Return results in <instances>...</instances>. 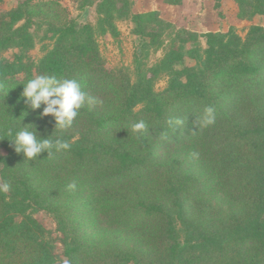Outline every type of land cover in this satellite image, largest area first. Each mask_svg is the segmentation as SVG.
Masks as SVG:
<instances>
[{
    "label": "trees",
    "instance_id": "trees-1",
    "mask_svg": "<svg viewBox=\"0 0 264 264\" xmlns=\"http://www.w3.org/2000/svg\"><path fill=\"white\" fill-rule=\"evenodd\" d=\"M16 1L0 13V52L16 50L12 59L0 57V183L11 186L9 193H0V264H55V237L33 216L38 210L53 215L70 264H264V86L258 87L264 81V26L252 22L264 15V0H232L236 18L252 22L244 35L233 25L203 33L178 27L157 10L134 11L133 0H72L81 9L94 6L95 23L49 21L39 40L41 27L35 26L30 0ZM210 1L221 17L222 0ZM122 20L132 23L140 51L134 55L133 77L113 76L105 82L112 96L104 101L84 85L92 87L89 77L101 73L97 37L118 36L117 22ZM45 40L49 43H42L40 57L28 54ZM158 50L162 56L148 66L144 59ZM41 74L76 80L97 103L85 105L71 128L54 129L51 116H39L42 110L32 116L23 109L20 84ZM162 78L166 86L157 91ZM232 86L236 94H247L243 105L191 141L194 154L186 166L154 164L150 153L140 148L146 131L166 127L162 122L168 114H202L210 105L216 110ZM139 121L147 130L137 136L136 149L127 139L101 135L108 122L131 130ZM28 124L40 138H61L70 148L26 160L14 151L7 131L31 128ZM56 159L79 167L62 187L21 167ZM82 180L125 181L112 194L87 195L86 205L105 214L110 225L143 229L124 236L119 229L91 240L89 230L75 224L66 201L67 185L76 181L80 187ZM202 192L226 193L238 208L219 216L210 204H199L200 199L195 206L193 200Z\"/></svg>",
    "mask_w": 264,
    "mask_h": 264
},
{
    "label": "rangeland",
    "instance_id": "rangeland-1",
    "mask_svg": "<svg viewBox=\"0 0 264 264\" xmlns=\"http://www.w3.org/2000/svg\"><path fill=\"white\" fill-rule=\"evenodd\" d=\"M134 1L135 7L133 9L139 10L149 7L158 8L162 16L166 19L172 20L176 26H189L199 33L209 30L222 31L226 30L228 26L233 25L238 33L244 35L247 28L249 27V24L252 23L250 21L237 19L232 3L228 1L224 2L221 6L223 13V16L221 17L216 14L214 9H211V6L207 4V0L201 4H205L202 6V8L198 9V7L195 6L193 10L186 15H182L181 13L184 10V7L182 9L176 7L167 10V8L161 7L159 0H148L147 2L146 0ZM15 5H17L16 0H0V13L8 11ZM28 7L31 10L32 17L36 24L35 26L40 25L41 27L40 29H37V39L43 34L44 30L47 28V22L49 21L60 23L67 19H73L77 23H95L96 19L94 6L81 9L72 0H30ZM190 10L191 5L188 11ZM253 22L264 26V17L257 16L253 19ZM117 28L119 31L118 36L105 33L97 37V49L102 58L101 73L94 74V76L89 77L92 87L88 86L87 84L84 85L85 90L90 92V95L96 94L99 99L104 101L112 96L111 88H105V82L109 81L113 76H118V79H121V77L124 75L133 77L134 55L140 51V40L131 31L132 23L127 20L118 21ZM200 42L202 47H205L204 38H201ZM42 43H49V41H38L35 47L31 49L28 54L34 58L40 57L43 54ZM15 51V49L2 51L0 52V57L12 59ZM162 53L163 52L161 50L155 52L151 51L144 61L147 62V65L149 66L155 60L160 58ZM185 63L192 64V62L188 59L185 60ZM165 86V79L162 78L156 82L155 88L158 91L162 90ZM263 86L264 81L258 85L260 89ZM235 89L236 87L233 86L226 88V90L231 91V93L224 97L220 107L216 109L215 123L216 121H223L226 116H229L232 113L238 112L239 108L243 105L242 99L244 100L245 97H247V94H236L234 92ZM254 91L256 94L257 90ZM42 107L39 110H42ZM23 109L25 111H31L27 109V106H25ZM1 110L2 108L0 106V114ZM34 114L35 113L32 111V116H34ZM201 116L202 114L196 113L194 115H181L180 117L177 114L171 112L166 116L168 120L162 122L166 125V127L158 125V127H155L154 130L146 131L144 145L140 148L150 153V157L153 158L154 164L159 165L158 163H163L166 161L167 163H170L172 168L177 167L179 164L186 166L188 161L192 160L191 157L194 154L192 151L193 145H191V141L198 139V136L200 135L205 136L207 133L212 131V126H216L211 125L208 127H203L200 124ZM170 120L173 121L172 124H169ZM175 121H181L183 123L178 124L175 123ZM105 125L106 126L101 129L102 136H118L117 138L119 139H127L128 143H131L132 148L136 149V147H138L137 142L139 143V140L137 135L133 133L127 126L114 124L113 122H108ZM125 131L128 134L127 136L124 133ZM136 140L138 141L136 142ZM3 152V149L0 148V153ZM21 167H24L25 170H29L32 174H34V176L41 177L49 185L59 187H62L65 184L64 179L72 174L73 168H79L76 164L60 161L58 159L50 161L49 164L38 165L34 163H22ZM161 169L162 168H159V171ZM82 181L85 183L80 184V187H76L75 190L69 191L66 201H68L73 208V218L75 224H77L80 228H86L89 230L91 240L93 239V236L94 238H101L103 237V234H107V232H110L111 234L112 232H116L119 229H122V234H120L121 236H124L127 232L131 233L135 230L143 229L142 226L133 227L131 225H110L105 214L98 211L97 208L92 209V207L89 208L86 205L88 200L85 197H87V195H94V193L97 192L101 193L102 195L112 194L117 192L116 190L125 181H110L104 184L102 182L89 184L85 180ZM49 185H46L48 189L50 187ZM202 193L203 194L200 193L195 196V199L193 200V204L195 206H198L197 199H200L199 204H203L205 206L210 204L213 208V211L218 213L219 216L228 215L234 208H238L236 202L231 201L226 193ZM85 211L89 212V215H86ZM205 211L208 210L205 209ZM33 216L46 229L52 231V235L55 237V264H65L67 258L63 254V245L60 241L62 235L55 230L56 221L53 215L45 210H38L34 212ZM68 264L70 263L68 262Z\"/></svg>",
    "mask_w": 264,
    "mask_h": 264
},
{
    "label": "clouds",
    "instance_id": "clouds-1",
    "mask_svg": "<svg viewBox=\"0 0 264 264\" xmlns=\"http://www.w3.org/2000/svg\"><path fill=\"white\" fill-rule=\"evenodd\" d=\"M20 85H23L21 97L27 109L35 112L43 106L39 116H51L55 122L54 129L60 132H64L73 126L74 121L85 105L91 107L97 103L94 97L82 91L80 83L76 80L59 78L54 74L37 75ZM0 87L3 86L0 85ZM23 114L26 115L27 112ZM215 120L216 110L214 106H206L203 109L200 124L203 127H208L213 125ZM172 123L173 121L170 120L169 124ZM175 123L183 122L175 121ZM28 125H31V128L21 127L18 130L9 128L7 131V136L11 137L8 140L11 142L14 151L17 154L22 153L26 160L33 161L44 152H47L50 156L53 150L61 151L70 148V144L61 138L49 139L48 137L51 135L40 138L36 133L35 126ZM146 130L147 125L144 121L136 122L131 126V131L137 136H140ZM76 187V181H72L67 185V190L73 191ZM10 190L9 183H0V193L7 194ZM65 264H68V261H65Z\"/></svg>",
    "mask_w": 264,
    "mask_h": 264
},
{
    "label": "crops",
    "instance_id": "crops-1",
    "mask_svg": "<svg viewBox=\"0 0 264 264\" xmlns=\"http://www.w3.org/2000/svg\"><path fill=\"white\" fill-rule=\"evenodd\" d=\"M145 1V0H144ZM148 0H146V2H147ZM160 1V3H161V7H165V8H167V10H170L171 8H176V7H178V8H180V9H182L183 7H184V10L181 12L182 13V15H186V14H188V13H190L192 10H193V8L195 7V6H197L198 7V5L200 6L202 3H200V2H198L197 0H175L176 2H171L170 0H159ZM205 0H203V2H204ZM208 1V5H210L211 6V4H210V0H207ZM226 1H228V2H231L232 3V5H233V8H234V11L236 12V10H235V6H234V3H233V1L232 0H222V2H221V6H222V4L224 3V2H226ZM190 5H191V10L190 11H188L189 10V7H190ZM205 5V4H204ZM204 5H202V6H204ZM135 7V1L133 0V8ZM188 9V10H187ZM211 9H213L212 8V6H211ZM135 11H140V12H143V11H149V10H157L159 13H160V16L162 17V18H164L163 16H162V14H161V12L159 11V9L158 8H143V9H139V10H136V9H134ZM216 12V11H215ZM221 13H222V8H221ZM216 14H217V12H216ZM223 14V13H222ZM223 16V15H222ZM257 16H263L264 17V15H256V16H254L253 17V19L255 18V17H257ZM165 20H168V21H171V22H173L172 20H169V19H166V18H164ZM253 19H252V22H253ZM174 23V22H173ZM253 23H255V22H253ZM178 27H186V28H189V29H192L191 27H189V26H178ZM193 30V29H192ZM227 30V29H226ZM196 31V30H195ZM209 31H213V30H209ZM222 31H225V30H222ZM198 32V31H197Z\"/></svg>",
    "mask_w": 264,
    "mask_h": 264
}]
</instances>
